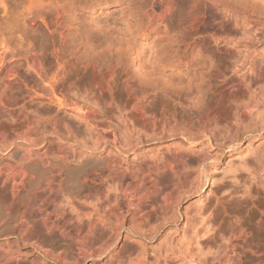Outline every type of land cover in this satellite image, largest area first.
<instances>
[{
	"label": "bare ground",
	"instance_id": "obj_1",
	"mask_svg": "<svg viewBox=\"0 0 264 264\" xmlns=\"http://www.w3.org/2000/svg\"><path fill=\"white\" fill-rule=\"evenodd\" d=\"M2 1L0 0V4L3 3ZM31 1L29 0V2ZM40 1L34 0L29 3V6L32 5V9L40 11L39 13L36 11L38 13V18L34 17L36 20L32 16L35 10H32L30 15L27 13L29 16L25 21H29V25L32 28L38 26L37 21L42 18L39 16L42 13V8L40 10L42 1ZM143 4L145 5L146 1ZM143 4L141 5L142 7L144 6ZM150 4V10L144 8L147 11L143 12L148 17L149 20H146L149 21V24L157 20L160 23L167 21L166 16L168 14L172 15L175 8H180L181 11L183 10V16L181 15L182 13L179 14L191 22L194 19L196 20V18L199 20L198 18H201V14L207 16L209 13L212 17H222L226 14L231 21L242 27L244 34H247L245 35V40L242 42H231L232 46L229 49H224V52L220 50L212 51L209 56L211 61L209 71L214 69L217 74L214 77L218 79H220V75H224L228 71L237 75L236 85L242 89L245 96L250 97V102H237L226 98L225 102H222V99V101H216L215 105H212V103V106L209 104L210 102L204 103L196 97L198 96L197 94L195 96L194 93L196 91L193 92V88H197V92L202 90L200 87H202L204 82L200 81L199 83V80H196L197 78H189L188 74L189 71L197 73V69L193 70L194 65L190 69L191 67L188 68L186 65L183 66L182 63H179L185 55L182 57L183 54L179 53L182 54L180 55L181 57L178 56L181 59L177 63L175 60L172 63L171 58L164 56L163 52V54H157V51L156 55L153 53L154 56L151 53V61L149 59L151 56L139 50L136 56L133 55L134 58L132 57L133 59L130 62L138 80L144 79L143 82H149L152 77L150 82H153L154 76L166 77L168 82L175 79V82L177 81L176 84L172 85L165 82L167 84L163 83L164 85H162L161 83V87L158 81L156 82L155 80L156 85H159L156 90L164 86L166 88V85H170V87L176 85L179 91L183 90L181 92L186 93L192 90L190 94H194V99L198 100L193 102L194 99H191L193 103L189 101L192 114L188 111L181 113H178L177 110L167 111L168 103H164V101L159 103L162 102L160 100L159 102L157 101V104L155 102V104L151 103L161 108L160 111L162 113L157 114L158 112L152 109L153 106L148 105L151 99L147 97V103L140 99L141 92L139 93V98L133 97V99L131 95L133 100L131 101L130 99V102L123 106L124 108L128 107V111H131L130 113L125 111L127 114H123V110L116 114L114 110L117 105L115 104L114 108L113 101L108 102L111 106L110 110H107L108 112L102 109L100 102H94L95 99L93 100L94 103L77 101L70 104L59 94V72L53 75H49L47 71L43 72L42 68H38L41 64L39 59L36 58V54L30 51L23 56L24 63L22 67L15 66L16 62L14 61L17 60L15 55L9 50V42L7 41L9 39L7 36H2L6 34L0 35V237L4 236L3 242H9V240L15 238L13 240H16L17 243L31 245L39 256L51 258L57 264H67V258H71L68 252L70 249L77 250V258L87 256L91 258L90 256L93 255L94 260L95 252L93 253L92 250L96 238L101 235L103 238V234L112 233L116 227L122 228L125 225H123V220L126 219L127 214L133 217L134 224L136 219L140 223L139 226L148 228L155 214L162 212L169 207L168 205H171L170 202H172L171 197L173 195L170 193H175L176 191L173 189H180L181 192L178 191L181 195L183 193L185 196L187 195L188 191L184 192L185 184L189 181L191 174H197L198 176V180L196 179L197 181H195V185L191 190L203 191L206 184L210 181V175L206 167L218 159V156H214V151H222V154H220L222 158L232 149L243 146L245 142H248L247 148L253 149L254 143L259 141H261L259 146L264 150V42L261 47L258 45L264 36V0H154ZM146 5L149 6V4ZM133 8L135 7L133 6ZM176 11H179V9ZM129 12L133 14V10ZM141 12L139 13L141 14ZM184 18L183 21H185ZM136 19H140V16L135 18V21H138ZM142 22H144L143 19ZM142 22L141 25H144L145 23L142 24ZM136 25L133 24L135 29ZM145 26L147 25L143 27ZM139 27L140 24L138 29ZM149 29L151 30V27ZM134 30L132 32L130 30V33L134 34ZM174 55L173 58L175 57ZM191 56L189 57L190 59ZM174 59L177 60L176 57ZM186 60H188L187 55ZM202 62L207 64L208 61L206 62L202 58ZM24 67L28 71L37 73L43 82V85H37L35 89L33 88L27 92L29 102L32 103L37 100L39 103H43L48 101L51 107L57 109L55 113L50 111L45 115H33L27 104H19L20 100L17 102L18 99L15 97V92L23 95L17 87L18 81L23 82L24 79L32 76L31 73L24 75L21 72ZM60 67L62 70V66ZM202 68L204 69V67ZM168 70L170 72L166 73ZM196 73L195 76L199 74V71ZM208 73L211 74V72ZM203 75L205 74L203 73ZM161 77H157V80L161 79ZM110 78L113 79V77ZM163 78L161 80H164ZM134 79L136 78L134 77ZM218 79L216 80L218 81ZM141 81L138 82L142 83ZM230 81L231 79L228 78L225 80V84ZM102 86V84L101 87L99 84H95V89L93 88L94 90H92L91 88V95L93 91L96 93L101 90V93L97 92L101 96L103 94ZM152 87L155 88V84H152ZM105 89L107 88L103 90L105 91ZM95 90L97 91L95 92ZM175 90H172V92ZM143 92L144 94H149V91L145 92L144 90ZM10 93H14V95L11 96ZM162 94L164 93L162 92ZM9 95L11 97L14 96L17 100L13 97V101ZM178 95L180 94L177 93ZM190 96L187 95V97ZM187 97L185 98L187 99ZM179 98L181 103L182 98L180 96ZM120 107H117V110ZM117 110L116 112H118ZM216 110L220 114L226 113L229 119L227 118L224 121L230 120L231 130L235 128H245V130L242 133L237 132L234 136L218 139L219 137L217 138L213 134V126L215 123H220L218 121L219 113L216 116H214L215 112L213 113ZM64 116L74 117L82 126L83 132L88 136L89 141L82 148L77 147L74 141V136L78 133H76L77 130L74 128L73 122L68 121ZM253 118H256L259 129H250V121L252 122ZM220 121L223 122L222 120ZM215 127L216 129L219 128L220 124L218 127L215 125ZM48 132L51 133L49 137H47ZM216 132L215 134L219 135V132ZM106 135H111L112 138L107 139L105 138ZM168 138H173L169 145L166 144L167 142L164 143ZM163 143L168 146L167 153L163 154L161 158L156 153H154L155 155L153 154L154 157L152 154H147L149 149H151H147L148 147L160 144L163 146ZM64 144H66V147L63 146ZM46 145L47 148L44 149ZM9 152H12L18 158L16 163L7 162ZM123 163L128 166L132 165L133 168L129 169V167L125 166L124 169ZM101 168L103 172L100 170ZM88 169L90 172L84 176L83 174ZM244 174L250 179L251 187L256 185L264 190V156L257 155L253 160L245 161L242 167L231 175L229 181L222 185V188L228 186L230 182H233L232 184L234 185L238 183L237 185L239 186L244 180ZM245 184L242 185L245 187ZM169 185L172 187L170 188ZM168 187L170 189L173 188V192L172 190L167 191ZM239 187H241V184ZM35 188L37 190L36 194L33 192ZM245 189H247L246 192L250 190H248V187L243 190ZM178 191L176 193H179ZM246 192L243 191V193ZM249 192L245 194L247 197ZM129 220L130 223H133L131 219ZM227 250L228 252L222 255L221 260L219 259V264H227L232 261L231 255L238 253L237 247L233 245L232 248H227ZM22 255L23 252L18 248L10 246V251L7 254L0 251V264H11L13 259L18 260ZM96 257L99 256L97 255ZM239 257L241 259L240 255ZM234 263L236 264V261ZM16 264H19V262Z\"/></svg>",
	"mask_w": 264,
	"mask_h": 264
},
{
	"label": "rangeland",
	"instance_id": "obj_2",
	"mask_svg": "<svg viewBox=\"0 0 264 264\" xmlns=\"http://www.w3.org/2000/svg\"><path fill=\"white\" fill-rule=\"evenodd\" d=\"M32 1H2L3 3L0 4V35L6 34L2 36H7L9 39L7 40L9 42V50H11V53L15 55L17 60L14 61L16 62L15 66L22 67L24 63L22 58L25 53L30 51L36 54V58L39 59V63L41 64L38 68H42L43 72L47 71L49 75L59 72L58 91L60 96L63 97L67 103L71 104L77 101L88 103L100 102L102 109L106 112L107 110L109 111L111 107L108 102L113 101V107L115 108V104L117 105L114 110L116 114H119L122 110L123 114H127L126 112L130 113L131 111H128V107H125V109L123 106L130 102L129 100L131 99V95L132 98H139V93L141 92L140 99L146 103L148 102V98L151 99V101L148 102V105L153 106L152 109L158 112L157 114L162 113L160 111L161 108H158L151 103L157 104L159 100L162 101L159 103H163V101L164 103H168L166 107L167 111L171 112L177 110L178 113L188 111L192 114L193 112L190 110V102L191 99L195 98L196 94L198 95L196 97L200 101L202 100L204 103L210 102V105L212 103V105H215L216 101H222V99V102H225L226 98L227 100L229 98V100L233 99L237 102H250V97L245 96L242 89L236 85L237 75L228 71L224 73V75H220V79H218L214 77L217 75L214 69H212L213 71H209L211 67L209 56L212 51L220 50L221 52H224L232 46L231 42H242L245 40V35H247L244 34L242 27L231 21L230 17L226 14L222 17H212L209 13L207 16L201 14L203 18L199 15L201 16V18H198L199 20L196 18V20L194 19V21L191 22L182 17L183 10L181 11L180 8H175L172 15L168 14V16H166L167 21H163L161 23L158 20L155 21L157 23L153 21L150 23L151 26H149V19L143 12L150 10V3L154 0H144V2L146 1V4H149V6L146 4L145 6L143 4L144 2L142 3L143 0H136V2L135 0L134 2L133 0H41L42 2H40L42 4L40 3V10L42 8V13L39 16L42 17L43 20L41 18L42 22L41 20L37 21L38 26L32 28L29 25V21L26 22L25 20L30 15L32 10H35L32 14L33 19H35L34 17L38 18L37 15L40 12L36 9H32V5L29 6V3H32ZM142 4L144 5L143 7L141 6ZM136 5H138L141 10ZM133 6L135 8H133ZM129 8H133V14L132 12H129L132 11L131 9L129 10ZM144 8H147V10H144ZM178 9L179 11H176ZM134 10L136 11V16L134 15ZM139 12H141V14ZM27 13L29 15H27ZM129 13L130 15L132 14L131 16H134L131 18ZM177 13H182V16ZM139 16L140 19H136L138 21H135V18H139ZM143 16L144 18L146 16L145 20ZM183 18L187 22L183 21ZM142 19L144 22H142ZM137 22L140 24L139 29V24ZM141 22L142 24L145 23L144 25L147 26L143 27L144 25H141ZM133 24H137L136 29ZM141 26L142 29L140 30ZM149 27H151V30ZM132 28L133 30L135 29L133 32L134 34L130 33V30L131 32L133 31ZM145 28H147L150 32ZM142 30H144V34H142ZM263 42L264 36L258 45L261 47ZM139 50L149 56H151V53L152 55L153 53L156 55L157 51V54L164 53V56L171 58L172 63L175 61L177 63L181 59L180 55L183 54L182 57L185 55L179 63H182L183 66L186 65L188 68L191 67L190 69H192V65H194L193 70L197 69V73L199 71L198 75L201 77H197L198 75L195 76V71V73H191L189 71V78H197L196 80H199V83L200 81H203L204 83H202V87H200L202 90H198V93L197 88H193V92L196 91L194 93L195 96L194 94H190L192 90H190V92L188 91L189 94L188 92H181L183 90L179 91L178 88H176V85L173 87L166 85V88L164 86L162 87L163 89L157 88L156 90V87L159 86L156 85L157 81L158 84H160V87L167 83L174 85L177 82H175V79H173L174 81L171 80L168 82L166 77L163 78V76H154L153 82H150L152 77L150 78V81L145 80L149 82H143L144 79H141L142 81L138 80L137 75L133 72V67L131 66L132 64L130 65V62L134 58L133 55L136 56ZM167 52L170 54L168 55ZM174 53L178 55L176 56ZM172 54L177 58V60L174 59L175 57L173 58ZM186 55L188 60H186ZM189 55L191 56V59L189 58ZM151 58L152 56L149 59ZM202 58L206 62L208 61L207 64L202 62ZM60 66H62V70ZM202 67H204V69ZM21 72L24 73V75H26V73H31L32 76L27 77L23 82L18 81L17 87L21 90L23 95H19L15 92V97L18 100L13 96L14 99L17 100V102L20 100L21 102L19 104H27L28 109L33 115H45L50 111L55 113L57 109L51 107L48 104V101H44L43 103H39L37 100L32 103L29 102L27 99V92L33 88L35 89L37 85H43V82L37 73L28 71L26 67L21 69ZM169 72L170 71L168 70L166 73ZM208 72H211V74ZM128 73L133 74H130V76ZM203 73L205 75H203ZM109 76L113 77V79ZM134 77L136 79H134ZM157 77H161V79L163 78L166 81L161 80L160 78L157 80ZM225 77H227V79H231V81L228 82L229 85L227 83L225 84V80H227ZM207 78L210 81H208ZM216 79H218V81ZM159 80L161 81L159 82ZM138 81H141L142 83ZM95 84H99L100 87L101 84L103 85V94H101L102 98L97 93H101V90H95V92H97L94 93L93 91L91 95V88L94 90ZM152 84H155V88L152 87ZM167 87L171 88V90ZM104 88L107 89L104 91ZM172 88L176 89L173 91L175 94H173L172 90L174 89ZM158 89L159 92L162 91L165 95L162 94V92L159 94ZM144 90L145 92L149 91V94L146 93L149 96L144 94ZM136 91L139 92L137 93ZM154 91H156V93H154ZM169 92H172L171 94L173 95L171 96ZM176 92L180 95L177 96ZM185 93L186 95H184ZM10 94L11 96L14 95V93ZM143 94L144 97L142 98ZM187 95L191 96L187 97ZM11 96L9 95V97ZM179 96L182 98L181 103ZM13 97L10 99H13ZM185 97H187V99ZM94 99L95 101L93 102ZM133 99H131V101ZM22 100H24V102H22ZM184 101L185 103L183 104ZM197 101L198 100L195 99L193 100V102ZM119 104L123 105H120V107ZM178 104H182L183 106ZM117 107H120L121 109L119 108L117 110ZM116 110L118 112H116ZM213 113L214 116H216L219 112L216 110L213 111ZM64 117L68 121L73 122L74 128L77 130L76 133H78L75 134L74 141L77 144V147L82 148L86 145V142L89 141L88 136L85 132H83L82 126L74 117ZM220 117L223 118L221 119ZM227 118L228 116L226 113H219L218 121L220 123H215V125L218 127L220 124V127L216 129L215 125L213 126L214 132H212L215 136H217V138L219 137L218 139H223L229 136L231 137L232 135H236L237 132L242 133L245 130V128H235L234 130H231L230 120L227 122L224 121L227 120ZM253 119L255 120L253 121ZM253 119L252 122L250 121V129H259L256 118ZM214 129L218 131L216 132ZM215 132H219V135H216ZM50 134L51 133L48 132L47 137H49ZM105 138L111 139L112 136L106 135ZM171 139L173 138H168L164 141V143L167 142L166 144H171ZM260 142L261 141L255 142L253 149L247 148L248 142H245L243 146L232 149L222 158L220 157L222 151H214L213 154L214 156H218V159L206 167L207 172L210 175V181L206 184L203 191L191 190L195 185V181L198 180L197 174H194L195 176L191 174L192 177L190 175V178L192 179L189 178V181L186 182L187 186L185 184V187L187 189L185 188L184 191L185 193L186 190L188 191L186 196L184 193L181 195L180 189L177 188L172 189L174 191L179 190L180 192L178 191L179 193H176L175 191L174 193L173 190L170 189L172 186L170 187L169 185L170 188L168 187L169 189H167V191L172 190L173 192L170 193L173 195L171 197V205H168L169 207L166 206L167 208H165L162 212H159L160 215H158L159 213L155 214L153 219H151L152 223L149 225L150 227L148 226L147 228L139 226L140 223L137 222L136 219L134 224V219H132L133 217L130 214H127L126 219L123 220V225L125 224L123 226L124 228L122 227L119 229V227H116L112 233L108 232V234H103V238L102 235L99 238H96L94 241L95 245L92 250L93 253L95 252L94 260L92 257L93 255L90 256L91 258H89V256L77 258V250L70 249L68 252L72 259L70 258V260L68 257L67 264H219L222 255H225V253L228 252L227 248H232V245L237 247L238 253L231 255L232 261H229V264L234 263L235 261L236 264H241L242 262V264H264L263 188L256 185L251 187L250 179L246 175L247 173L243 176L244 180L240 183L241 187H239L240 184L239 186L237 185L238 183H235L234 185L232 184L233 182H230L229 185L232 184L234 187L237 186V189L232 185L229 187L228 184V186L222 188V185L226 181H229L231 175L237 169H240L245 161L251 159L253 160L257 155L264 156V150H262V147L259 146ZM164 143L163 146L160 144L161 146L157 145L148 147L147 149H151H149V151L147 150L148 152L146 151L147 154H152L154 157V153H156V155L161 158L163 154L165 155L167 153L168 145H164ZM63 146L66 147V144ZM46 148L47 145L44 149ZM17 161L18 158L13 155L12 152H9L7 162L14 164ZM122 166H124V169L125 166L129 167V169L133 168L132 165L128 166L124 163ZM102 168L100 170L103 172L105 168H103V170ZM88 172H90L89 169L86 170V173L83 175L85 176ZM194 178L195 180H193ZM202 178L204 177L202 176ZM242 184H245V187ZM247 187L248 190L250 189V192H246L247 189L243 190ZM241 189L247 194L249 192V195H252H248L247 197V195H245L246 193H243ZM190 190L191 192H189ZM33 192L35 194L37 193L36 188ZM189 193L191 194L189 195ZM165 210L166 212H164ZM129 219H131V222L133 223H130ZM137 223L138 225H136ZM13 239L9 240V242H3L4 236L0 237V251L2 253L7 254L10 251V246L18 248L21 252H23V255L20 258L21 260L13 259L11 264H16L17 262H19V264H57V262L52 261L51 258L39 256L31 245L17 243V241ZM98 239L99 241L101 239V241L97 242ZM60 243L63 244L62 242ZM97 255L99 257H96ZM239 255L241 256V259Z\"/></svg>",
	"mask_w": 264,
	"mask_h": 264
}]
</instances>
